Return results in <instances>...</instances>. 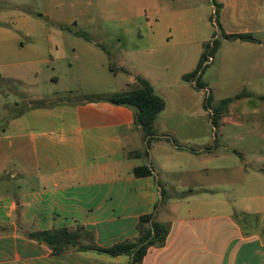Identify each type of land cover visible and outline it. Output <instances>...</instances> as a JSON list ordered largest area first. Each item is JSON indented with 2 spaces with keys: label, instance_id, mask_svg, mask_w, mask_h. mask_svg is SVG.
I'll use <instances>...</instances> for the list:
<instances>
[{
  "label": "crops",
  "instance_id": "crops-1",
  "mask_svg": "<svg viewBox=\"0 0 264 264\" xmlns=\"http://www.w3.org/2000/svg\"><path fill=\"white\" fill-rule=\"evenodd\" d=\"M37 5L46 20L43 40L48 54L44 63L65 62L72 69L69 62L78 61L82 54L95 60L96 50L106 55L101 45L109 56L117 52L121 60L118 69L146 79L153 88L150 77L161 81L162 72L172 64L166 60L169 56L182 50L185 61L192 58L187 53L190 46L198 44L192 33L201 20L207 31L215 18L223 44L264 51V0H41ZM68 15L70 20L62 21ZM82 25L99 35H90V41L83 39L85 46L82 41H69L65 49L63 31L79 39L81 33L75 28ZM2 31L9 38L0 39L1 63L23 50L41 51L34 48L29 34L25 36L29 44L24 46L13 37L8 24L0 22V35ZM223 34H250L258 42L226 40ZM207 39L217 37L208 34ZM155 55L164 59L166 66L160 61L152 65L149 59ZM199 60L190 63L192 68L184 67L180 77L193 72ZM243 60L247 64L241 65V71L251 77L250 83L264 87V53ZM183 64L177 65L181 68ZM17 67L15 63L10 66ZM13 73L5 79L23 88L7 93L26 106L10 114L4 102L7 95L0 91V264H129V256L109 257L85 247L134 242L139 237V218L151 213L155 222L168 228V234L162 246L148 248L140 264H264V182H236L229 189L217 182L163 186L159 176L164 172L199 173L168 161L161 162L158 170L148 166L151 176L136 177L133 170L140 166L133 159L146 149L129 108L94 98L76 103L60 98L44 100L37 97L26 78L15 74L17 69ZM133 77L120 91L129 89ZM59 82L58 77L50 76L48 84ZM204 85L203 90L211 96ZM75 87L71 81L64 91ZM261 107L264 109V104ZM227 108L219 119L222 124L229 115ZM165 112L167 105L161 114ZM161 114L155 122L158 133ZM202 152L188 154L187 167L208 165L209 159H196ZM256 171L263 174L264 167ZM232 188L234 198L225 192ZM165 199L168 209L160 214ZM63 229L73 239L61 237L58 254L28 237Z\"/></svg>",
  "mask_w": 264,
  "mask_h": 264
},
{
  "label": "rangeland",
  "instance_id": "rangeland-1",
  "mask_svg": "<svg viewBox=\"0 0 264 264\" xmlns=\"http://www.w3.org/2000/svg\"><path fill=\"white\" fill-rule=\"evenodd\" d=\"M40 3L41 0H0V22L8 24L13 32V37L22 42L24 46L29 44L25 37L26 34H29V40H33L34 48L41 50L34 52V54L23 50L13 57L9 56L6 63L0 62V85H3L1 81L8 80L5 79L6 75L14 74L13 69H17L15 74L26 78L37 97L44 100L49 98L51 101H57L60 98L76 103L87 98H109L117 93L125 92L120 90L123 88L125 90V84L133 75L128 71L126 73L120 70L114 74L108 68V63L117 68L118 64H121L117 52L111 56L106 54L107 57L101 50H96L98 53L97 60L91 55L82 54L78 61L69 62L73 66L72 69H69L68 63L65 62L50 61L44 63L42 61L48 53L46 41L43 40L46 37L44 33L46 20L37 5ZM20 4L30 5V7H14V5ZM71 17V15L65 16L62 21H68ZM52 18L55 20V16ZM213 19L215 18L211 19L210 30H204L202 20L199 23V28L197 25L194 29L192 36L194 34L195 43L198 42V44L189 47L187 56L192 57L190 60L185 61L186 56L180 50V54H173L166 59L167 62L171 60L172 64L165 73L161 71V81H157L153 75L150 77L155 86L154 91L166 102L167 112L159 117L160 130L159 133L157 132V138H153L149 146L145 148L147 155L142 152L133 161L140 167L151 166L155 170L159 169L161 162L168 161L172 165L179 164L181 169L193 168L192 170L199 172L191 175L164 172L163 175L159 176L160 184L163 186L165 183H172L177 186L187 184L195 186L217 182V184H226V188L229 189L236 182H264V173L261 174L256 171L258 167H264V134L258 135L260 132L264 133V109L261 107L264 104V98H262L264 97V87L258 82L252 85L250 83L253 81L251 77H248L246 72L241 71V65L247 64L244 63V57L247 58L246 62H248L260 56L264 51L255 46L246 49L223 44L221 30ZM33 24L36 26L32 27ZM75 30L81 35L89 37L90 35H94V37L99 35L98 31L83 25L75 28ZM5 33L2 31L0 39L9 38ZM63 33L64 41L62 44L65 49L68 50V42L74 40L82 41L84 46L87 45L83 41L84 37L78 39L75 36H68L64 31ZM208 34L217 37V39L220 36V39H216L219 41V47L212 55L214 63H204L206 68L204 67L205 69L198 79V84H207L211 91L210 107L217 105L221 99L234 97L242 91L251 92L253 95L231 102L227 108L230 116L227 113L224 124L221 121L215 124L211 123L210 113L206 107L208 90L197 89L194 83L186 82L180 77L183 68L186 66L192 68L189 67L190 63L194 62L195 58L200 57L206 46H211L212 41L207 39ZM56 44L59 46L57 40ZM77 48L79 49V46ZM53 50L54 47H52ZM183 57L184 59H182ZM150 58L149 61L152 65L164 60H160L157 55L150 56ZM180 62H184L181 68L177 65ZM14 63L18 64V67L10 68ZM164 63L166 62H162L163 66H166ZM50 76L58 77L60 82L50 86L48 84ZM71 81L77 86L76 89L65 92L64 88L69 86ZM165 84H170V89L165 87ZM22 88L20 83L11 81L7 91H3L7 95L4 102L10 114L23 110L26 105L22 101H16L7 92H21ZM112 88L114 93L110 90ZM15 102H18L17 107L14 106ZM54 108L58 109V106ZM165 127L169 128L171 132H165ZM199 150H203V154L196 159L198 161L204 158L209 159V164L204 168H199L200 164L198 163L193 167H187V155L193 153L197 155ZM240 153L244 154L243 159ZM246 161L248 165H245ZM240 168L244 171H241ZM226 190L225 192L230 193L231 198H234L233 188L231 191ZM166 191L164 189L163 194H166ZM165 202L166 199L160 206V214L168 209V206L164 205Z\"/></svg>",
  "mask_w": 264,
  "mask_h": 264
},
{
  "label": "trees",
  "instance_id": "trees-1",
  "mask_svg": "<svg viewBox=\"0 0 264 264\" xmlns=\"http://www.w3.org/2000/svg\"><path fill=\"white\" fill-rule=\"evenodd\" d=\"M86 40L90 41V37L87 35H81ZM222 38L226 40H241L244 42L257 43L258 41L250 34L244 35H222ZM101 49L109 56V52L103 46ZM219 47V41L213 40L211 46H206L200 56L199 63L196 69L183 76V80L186 82H194V86L197 89L203 90L205 85L198 84L203 70L205 61L208 57L212 58V55L217 51ZM205 67V68H204ZM109 69L113 73L120 71L126 72L124 69H118L109 63ZM3 85H0V91H7L10 86V80H3ZM5 91V92H6ZM252 95L246 91H242L236 94L234 97L225 98L221 100L215 107L211 108L209 105L210 95H208V103L206 107L211 110V123L215 124L221 118V115L226 111L228 105L235 101ZM93 100H105L113 105L129 108L133 112L134 125L139 127L143 133V140L145 148L149 146L150 141L153 138H157V131L155 128V122L158 116L164 111L166 104L165 101L159 97L151 84L140 76L133 77V83L129 86V89L125 92L117 93L109 98H94ZM174 143V141H171ZM146 153V150L144 154ZM147 155V153H146ZM133 174L136 177H148L151 176V170L147 166L137 167L133 170ZM157 208V205L155 206ZM137 229L139 237L134 242H126L115 244L108 248H99L96 246L85 247V250H93L99 254H104L109 257H117L126 255L130 257L129 264H140L145 256L148 248L152 246H162L165 243L168 228L154 221V213L141 216L139 218ZM28 237L36 242L45 243L49 247H52V253L58 254L60 252L59 245L61 237H67L73 239V235L67 232L66 229L58 230L54 232H40L30 233ZM84 249L83 247L80 248Z\"/></svg>",
  "mask_w": 264,
  "mask_h": 264
},
{
  "label": "built area",
  "instance_id": "built-area-1",
  "mask_svg": "<svg viewBox=\"0 0 264 264\" xmlns=\"http://www.w3.org/2000/svg\"><path fill=\"white\" fill-rule=\"evenodd\" d=\"M206 62H207V64L210 63V62H212V58L211 57H208L207 60L205 61V63Z\"/></svg>",
  "mask_w": 264,
  "mask_h": 264
}]
</instances>
